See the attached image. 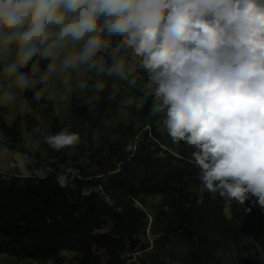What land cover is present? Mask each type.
Masks as SVG:
<instances>
[{"label":"trees","instance_id":"1","mask_svg":"<svg viewBox=\"0 0 264 264\" xmlns=\"http://www.w3.org/2000/svg\"><path fill=\"white\" fill-rule=\"evenodd\" d=\"M106 49L128 54L120 35ZM110 82L73 95L67 118L48 100H31L33 113L12 122L0 108L3 143L46 172L0 174V256L65 264L72 254L76 264H128L126 254L150 249L151 232L179 264H264V208L255 197L241 204L202 191L194 146L168 136L156 88L128 119L113 120L122 87ZM65 127L80 142L54 150L45 137Z\"/></svg>","mask_w":264,"mask_h":264},{"label":"clouds","instance_id":"2","mask_svg":"<svg viewBox=\"0 0 264 264\" xmlns=\"http://www.w3.org/2000/svg\"><path fill=\"white\" fill-rule=\"evenodd\" d=\"M115 34L156 83L168 136L194 146L201 190L241 204L255 197L264 208V0H0V42L17 43L19 63L31 61L33 72L41 58L83 41L64 67L79 62L99 75L104 68L89 61ZM123 67L113 60L107 74L126 78ZM5 71L16 73L17 63ZM19 79L26 83L25 73ZM45 141L59 151L80 134L65 127Z\"/></svg>","mask_w":264,"mask_h":264},{"label":"rangeland","instance_id":"3","mask_svg":"<svg viewBox=\"0 0 264 264\" xmlns=\"http://www.w3.org/2000/svg\"><path fill=\"white\" fill-rule=\"evenodd\" d=\"M104 17H101V23ZM53 28L52 31H57ZM105 32H107L105 30ZM119 34H115L118 36ZM85 40L87 37L84 38ZM122 42V39H121ZM123 43V42H122ZM124 44V43H123ZM83 47V41L78 43H66L62 48L53 51L52 55L47 58H41L38 64V70H31V61L27 66L19 63L17 57L18 44L13 43L7 47L0 42V108H2L7 119L12 122L18 116H25L33 113L31 110V100H36L41 103V100L51 101L55 112L67 118L70 111L71 98L75 94H79L85 88H93L94 84L110 83L122 87L121 95L117 99V109L114 113L113 120L128 119L127 111L131 108L143 107L144 93L149 94L156 88V83L151 81L148 72L140 63V57H137V62L129 52L132 48L124 45L123 51L112 52L107 49L97 53L96 56L89 61H98L100 66L104 68L103 72L97 74L96 68H89L87 64H76L64 67L66 58L76 56ZM43 51V48H41ZM39 53L37 57H39ZM34 57L33 59H37ZM110 59V60H109ZM113 60L123 62V71L126 78H121L115 74L109 76L107 74L108 67L112 66ZM17 63V72L9 74L5 68L12 62ZM52 64V70L46 71L48 64ZM25 73V81L21 82L19 73ZM81 85H84L82 88ZM119 90V89H117ZM5 93L14 94L12 99L5 98ZM160 110L165 112L163 108ZM107 119V118H106ZM29 141V140H28ZM30 145L35 144L30 142ZM0 174H19L27 177L34 174L37 177H44L45 171L35 167V163L27 156L17 153L9 149L2 141L0 136ZM158 238L151 232L147 235V241L150 244V249L146 252L138 254L128 253L123 258L128 264H179L173 262L170 257L162 250L156 247ZM231 255V254H230ZM67 261L65 264H76L72 254H65ZM0 264H46L33 261H22L5 256H0ZM51 264V263H47ZM230 264H237L233 259H230Z\"/></svg>","mask_w":264,"mask_h":264}]
</instances>
